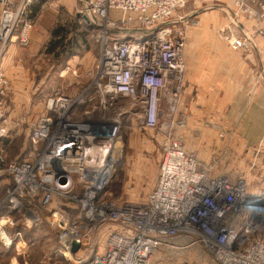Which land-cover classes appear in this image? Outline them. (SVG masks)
Returning <instances> with one entry per match:
<instances>
[{
	"label": "built area",
	"instance_id": "2783aa9c",
	"mask_svg": "<svg viewBox=\"0 0 264 264\" xmlns=\"http://www.w3.org/2000/svg\"><path fill=\"white\" fill-rule=\"evenodd\" d=\"M32 1L0 0V177L9 181L0 203V242L11 245L6 228L20 213L25 221L46 222L65 258L74 257L73 244L91 255L77 264H153L154 253L175 239L200 247L216 264H264V194L204 165L172 134L173 118L164 128L161 108L167 103L174 114L184 82L187 17L178 11L188 0H77V14L95 27L100 46L90 84L75 96L47 97L40 114L10 128L3 54L10 42L28 43ZM231 1L237 14L264 23V0ZM237 28L225 36L229 47L253 51L246 31ZM92 91L94 106L79 111L93 100ZM129 117L163 136L157 180L141 204L107 191L115 142ZM24 124L30 155L10 160L1 142ZM103 226L110 228L96 253L85 233Z\"/></svg>",
	"mask_w": 264,
	"mask_h": 264
},
{
	"label": "rangeland",
	"instance_id": "374dc122",
	"mask_svg": "<svg viewBox=\"0 0 264 264\" xmlns=\"http://www.w3.org/2000/svg\"><path fill=\"white\" fill-rule=\"evenodd\" d=\"M78 5L77 0H41L35 4V8L31 6L32 28L28 43L21 45L14 42L10 48L11 42L8 43L3 54V67L8 79L3 107L10 128L21 119L30 121L40 114L47 97L55 94L75 96L84 92L90 84V73L97 63L100 46L96 41L95 27L77 14ZM181 10V15L187 17L186 61L210 63L213 57L225 60L231 57L240 60L257 58L261 69L259 73L252 69L245 84L264 88L263 74L260 73L264 69L262 21H253L237 14L231 0H188ZM240 25L248 34V42L253 43V51H233L229 47L225 36L230 31L238 33L237 27ZM56 30L58 32L55 34ZM221 78L222 81L227 80L228 75L222 71ZM232 78L233 75H230ZM236 80L240 81L239 78ZM92 92L88 95L93 100L79 111L94 106L97 96ZM192 98L185 91L184 80L174 114L170 117L167 103L161 108L164 128L166 122L171 123L170 119L173 118L172 134L187 150L195 151L204 165L212 166L215 174H225L231 180L243 179L251 192L264 194V151L254 150L256 147L252 148L253 145L242 148L238 145L237 128L228 127L229 123L235 121V114L239 120L242 119V111L234 114L229 107L218 105L220 108L215 107L212 112H195L189 106ZM123 104L126 105L125 102ZM1 143V149L8 159L28 158L27 124L22 125L19 135L9 132ZM114 147L116 167L107 191L118 201L141 204L157 179L163 136L157 130L140 128L135 119L129 117L124 119ZM229 147L234 150L232 157H226ZM4 190L0 181V199ZM106 228L110 227L103 226L97 233L96 230L85 233L86 242L91 239L95 241L96 253L102 249ZM261 238L264 240V232ZM174 242L162 246L168 251H160V247L154 253L152 263L216 264L200 247L180 242L175 245Z\"/></svg>",
	"mask_w": 264,
	"mask_h": 264
},
{
	"label": "crops",
	"instance_id": "0c3cea01",
	"mask_svg": "<svg viewBox=\"0 0 264 264\" xmlns=\"http://www.w3.org/2000/svg\"><path fill=\"white\" fill-rule=\"evenodd\" d=\"M40 1L35 0V3ZM181 12L180 9L178 13L181 14ZM13 44L12 42L9 48ZM211 60V64L209 62L194 63L186 61L185 58V91L190 94V97L191 95L193 97L189 100L190 108L196 110L195 112L202 113L212 112L215 107L219 109L218 105H221L229 107L234 114L242 111V119L239 120L238 115L235 114V121L229 123L228 127L237 128L236 134L239 136L237 138L240 139L238 145L242 148L245 145L248 147L253 145L252 148L256 147L254 150L263 152L264 88L254 86V84H245L249 73L253 72L252 69H256L255 71L259 73L261 63L257 58L251 57L244 60L236 57L227 60L213 57ZM3 62L4 58L2 69L6 75ZM222 71L228 75L227 80L222 81ZM237 74L240 76L236 77ZM230 75H233L232 80ZM262 77L264 80V74ZM237 78L240 81L236 80ZM233 154V148L229 147L226 157H232ZM0 181L6 190L9 184L7 177H0ZM4 193L0 203L4 198ZM12 219L16 222L15 226L6 228L11 245L6 247L3 242H0V264H77L76 259H87L91 256L86 254L83 249H79L76 250L74 257L67 255L68 257L65 258L59 252L55 231L46 222L25 221L21 219L20 213L12 214ZM173 241H175V245L178 242L185 244L181 239ZM164 247L160 251L167 249Z\"/></svg>",
	"mask_w": 264,
	"mask_h": 264
},
{
	"label": "trees",
	"instance_id": "16d2710c",
	"mask_svg": "<svg viewBox=\"0 0 264 264\" xmlns=\"http://www.w3.org/2000/svg\"><path fill=\"white\" fill-rule=\"evenodd\" d=\"M34 2H35V0H34ZM34 2H33L34 5H33V4H32L33 6L31 5L33 8H35V4H37V3H34ZM31 6H30V7H31ZM30 7H29V9H28V13H29V14L27 13V14H28L27 16H28V18L31 20V17H30V11H31L32 7H31V8H30ZM57 32H58V31L56 30V31H55V34H56ZM51 47L54 48V45H52Z\"/></svg>",
	"mask_w": 264,
	"mask_h": 264
},
{
	"label": "water",
	"instance_id": "95a60500",
	"mask_svg": "<svg viewBox=\"0 0 264 264\" xmlns=\"http://www.w3.org/2000/svg\"><path fill=\"white\" fill-rule=\"evenodd\" d=\"M77 249H78V245L73 244L72 245V253H75Z\"/></svg>",
	"mask_w": 264,
	"mask_h": 264
}]
</instances>
